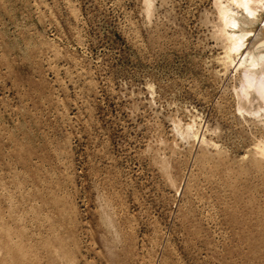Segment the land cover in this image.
I'll return each mask as SVG.
<instances>
[{
  "label": "rangeland",
  "instance_id": "rangeland-1",
  "mask_svg": "<svg viewBox=\"0 0 264 264\" xmlns=\"http://www.w3.org/2000/svg\"><path fill=\"white\" fill-rule=\"evenodd\" d=\"M219 2L0 0V264H264Z\"/></svg>",
  "mask_w": 264,
  "mask_h": 264
},
{
  "label": "bare ground",
  "instance_id": "bare-ground-1",
  "mask_svg": "<svg viewBox=\"0 0 264 264\" xmlns=\"http://www.w3.org/2000/svg\"><path fill=\"white\" fill-rule=\"evenodd\" d=\"M225 2L223 6L219 2L218 8L221 24V29L218 31H221L225 41L223 62L233 70H242L244 72L242 76L246 74L243 77L245 81L240 85L244 99L238 110L264 118V80H261V77L264 78V0H225ZM259 21L260 26L254 31L252 27ZM251 37L254 39L249 42ZM255 80L259 84L260 91H258L261 93V98L257 110L251 112L245 108V105L249 101V89ZM249 105L251 106V103ZM261 111L263 114L260 113ZM193 138L198 143L204 141V137L198 131L193 133ZM261 143L258 142L255 152L259 161L264 163V143L263 141Z\"/></svg>",
  "mask_w": 264,
  "mask_h": 264
}]
</instances>
